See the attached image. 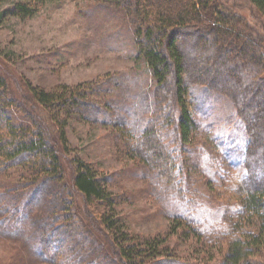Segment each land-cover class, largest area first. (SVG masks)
Wrapping results in <instances>:
<instances>
[{"label": "trees", "instance_id": "1", "mask_svg": "<svg viewBox=\"0 0 264 264\" xmlns=\"http://www.w3.org/2000/svg\"><path fill=\"white\" fill-rule=\"evenodd\" d=\"M48 1L17 0L0 18L4 13L31 17ZM86 1L124 10L136 27L139 56L155 84L151 106L158 111L151 116L146 112L132 115L127 107L115 131L123 137L126 155L149 164L145 174L156 195L161 193L168 200L180 197L195 206L202 197L197 169L211 183L221 181L219 171L209 164L227 169L212 136L203 138L198 130L188 99L195 86L205 85L233 101L246 138L242 146L235 145V137H228L224 145L228 158L241 170L229 171L226 185L219 184L218 193L225 198L219 200L216 212L220 224L213 232L193 215L181 213L171 215L176 226L170 233L184 226L200 243L203 233L218 240L212 245L220 244L222 259L215 264H253V255L264 256L262 43L229 22L217 20L221 1ZM249 4L264 22V0H249ZM212 6L217 7L213 10ZM113 78L52 90L29 84V94L17 98L0 70V238L12 250L8 264H196L171 255L168 235L123 231L111 176L100 174L91 164L76 161L73 187L96 206L98 216L89 212L92 221L84 222L75 202L66 199L60 149L68 150L69 121L76 114L86 119L89 106L99 111L104 103L118 102L114 91L113 98L108 96L112 88L104 94L99 90ZM14 108L24 111L23 118L14 116ZM218 144L222 147L223 141ZM92 225L108 238L107 250Z\"/></svg>", "mask_w": 264, "mask_h": 264}, {"label": "rangeland", "instance_id": "2", "mask_svg": "<svg viewBox=\"0 0 264 264\" xmlns=\"http://www.w3.org/2000/svg\"><path fill=\"white\" fill-rule=\"evenodd\" d=\"M15 1L0 0V13ZM215 1L222 3L220 8L212 6L213 10L217 7V20L227 21L238 31L261 42L264 54V22L252 10L249 0ZM96 4L86 0H50L31 17L20 18L7 13L1 16L0 70L8 81L12 96L21 98L29 94V84L52 90L64 84H96L114 77L99 90L104 94L112 88L108 96L112 97L115 92L118 102L104 103L106 105H101L99 111L89 106L85 109L86 119L76 114L69 121L68 150L60 149L66 199L75 202L84 222L92 221L89 212L98 216L96 206L88 204L73 187L76 161L89 163L100 174L111 176V190L118 200L116 213L123 231L141 236L168 235L171 255L180 260L196 264L219 263L222 259V252L218 250L220 244L212 245L219 241L203 233L200 243L197 236L184 226L171 234L176 226L171 215H193L211 231L220 224L216 212L220 208L219 200L225 198L218 193L219 184L226 185L229 171L237 174V170H241L228 158L224 145L228 137L231 140L235 137L236 146H242L246 138L243 126L235 117L234 103L205 85L194 87L192 99H188L189 110L197 120L203 138L212 136L222 166L227 171L209 164L222 176L221 181L211 183L208 175L197 169L202 197L195 206L180 197L168 200L161 193L156 195L145 174L149 164L126 155L123 137L115 131L120 124V115H125L127 107L132 115L146 112V116H151L158 111L151 106L154 79L146 62L139 56L136 27L130 16L119 8H102ZM167 103L170 104V100ZM133 104L137 106L133 108ZM13 111L14 116L23 118L25 115L20 108ZM222 141L220 147L218 143ZM195 162L199 163L197 159ZM94 232L107 250L109 240L103 230L94 227ZM9 246L0 238V264H8L12 253ZM251 260L253 264H264L263 254L253 255ZM30 264L47 263L35 261Z\"/></svg>", "mask_w": 264, "mask_h": 264}]
</instances>
